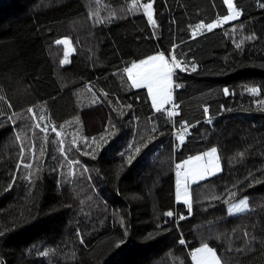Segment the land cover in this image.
I'll list each match as a JSON object with an SVG mask.
<instances>
[{"label": "trees", "instance_id": "obj_1", "mask_svg": "<svg viewBox=\"0 0 264 264\" xmlns=\"http://www.w3.org/2000/svg\"><path fill=\"white\" fill-rule=\"evenodd\" d=\"M233 3L237 18L193 36L224 0H0V264H193L202 243L221 264H264V0ZM156 52L187 68L162 112L124 72ZM36 106L72 148L51 129L27 167L18 130ZM213 147L220 171L189 186V212L174 168Z\"/></svg>", "mask_w": 264, "mask_h": 264}, {"label": "snow or ice", "instance_id": "obj_2", "mask_svg": "<svg viewBox=\"0 0 264 264\" xmlns=\"http://www.w3.org/2000/svg\"><path fill=\"white\" fill-rule=\"evenodd\" d=\"M133 3H136V0H133ZM224 3L227 5L229 10L228 15H223L216 20H213L210 23H198L195 27L197 29L207 28L209 31L218 27L222 22H227L232 19H235L239 16V12L235 10L233 0H224ZM144 10V15L147 17L148 23L154 25L155 21L153 19V4L144 3L140 5ZM264 7V4L261 5ZM195 32H193V36ZM57 44H63L66 47L65 57L68 56L67 46L70 41L68 38H62L56 41ZM236 47H240V43L236 44ZM173 50H175L176 45H172ZM66 59L61 60V64L66 63ZM179 69L180 71H187V68L183 63H181L175 55L172 59L169 60L166 58L165 52H156L154 55H148L144 59H140L138 62H133L130 67H125L124 72L127 74L128 80L131 82L133 88H146L148 96L151 99V106L156 112H162L163 106L168 104L172 98L171 87L173 85V77L175 71ZM192 71L196 70V65H191ZM180 84H175L176 88H179ZM224 94L228 95V89H223ZM247 91L251 94H256L258 89L255 87H250ZM261 103H264L262 101ZM32 111V109H29ZM205 114L208 113V108L204 109ZM169 119H171L176 113L174 111H168L167 113ZM59 135V133H57ZM104 143H107V140L104 137H101ZM182 142L184 137H179ZM100 147V145H97ZM95 151V149H94ZM139 147L136 148V152H139ZM217 149L215 147L211 148L209 151L204 152L200 155L190 156L187 160H184L182 164H177L176 168V200L180 201L183 199V203L189 206V212H191V205L189 200L188 186L191 182L197 180H203L206 176H212L215 172L220 170L219 161L216 157ZM207 157V159H205ZM95 158V157H93ZM132 157H129V162ZM73 163H78L74 161ZM244 206V207H241ZM246 198L240 200L239 205H232L228 208V213H233V208L236 212L244 211L246 208ZM166 216L172 217L173 212L167 211ZM183 219L184 217H180ZM83 243V240H81ZM119 243H123L120 241ZM180 243L183 244L184 240L181 239ZM192 259L195 264H220V260L217 258L214 250L208 246L206 243H202L199 248H196L192 252Z\"/></svg>", "mask_w": 264, "mask_h": 264}, {"label": "rangeland", "instance_id": "obj_3", "mask_svg": "<svg viewBox=\"0 0 264 264\" xmlns=\"http://www.w3.org/2000/svg\"><path fill=\"white\" fill-rule=\"evenodd\" d=\"M202 30H208V29L207 28L197 29L195 27L194 32H200ZM63 38H67V37H63ZM60 39H62V38H60ZM60 39H58V40H60ZM63 47H64V53H65L66 47H65V45H63ZM67 51H68V56L65 57V55H64L62 59H66V61L68 62L69 59H70V56H71V54L73 52V48H72L70 43L67 46ZM171 92H172V87H171ZM150 101H151V99H150ZM169 103H171V100H170ZM47 122H48L47 121V117H46V114H45L44 110L42 109V107L36 106L34 109H32V111L27 113V118L25 119V121H23V124L21 125L22 129L18 130V136H19L18 139H19V142L21 144V151H22V163L24 165H26L27 167H30L34 160L36 161L38 153H40V147H38V142L41 139H44V137L49 136V134H51V132H49V130H51L53 128H51L50 125ZM64 128L65 127L63 126V127L59 128L57 130H54V129L52 130V131H54L53 132L54 135L56 133V136H57V137L56 136L53 137L54 141L52 140V143L55 144L58 149H60V147L61 148L62 147L65 148V146H64L65 142L63 141L64 140L63 134L65 135V141L67 143V148L66 149H68V147L72 148V146L70 145L69 139H68L69 136L67 135L68 131H66ZM179 132L180 133L177 135L178 139H179L180 136L184 135V132H182V133H181V131H179ZM57 133H59V135H57ZM70 134L74 135L75 137H78V134L76 132H72V133L70 132ZM209 149H211V148H209ZM209 149H207V150H209ZM200 154L201 153H198V154H195V155H200ZM63 156L65 157V154ZM63 156L61 155L62 163L64 162V160L66 158V159H70L71 160V162H72L74 167L78 164V163H73L74 161H77L74 158V155H72L73 159L69 158L68 154H66L65 158ZM206 159H207V157H206ZM219 171L215 172L214 174L218 173ZM207 177H209V176H206V178ZM194 182H196V181H194ZM175 190H176V187H175ZM188 193H189V189H188ZM245 198H246L245 196L238 198L237 200L231 202L230 206L239 205L240 200L245 199ZM189 200H190V203H191L190 193H189ZM178 202H182L183 203V199H181ZM246 205H247V198H246ZM241 207H244V206H241ZM245 210H247V206H246ZM242 212H244V211H241L240 213H242ZM232 214H239V212H236L235 208H233V213Z\"/></svg>", "mask_w": 264, "mask_h": 264}, {"label": "crops", "instance_id": "obj_4", "mask_svg": "<svg viewBox=\"0 0 264 264\" xmlns=\"http://www.w3.org/2000/svg\"><path fill=\"white\" fill-rule=\"evenodd\" d=\"M166 58H167V56H166ZM131 66V64L129 65V66H127V67H130ZM126 74V73H125ZM126 76H127V74H126ZM127 79H128V77H127ZM129 81V80H128ZM129 83H130V85H131V82L129 81ZM142 88V87H141ZM210 150V149H209ZM209 150H206V151H209ZM206 151H204V152H206ZM204 152H201V154L202 153H204ZM194 156H196V155H194ZM216 157H217V159H218V161H219V157H218V153H216ZM188 159V158H187ZM187 159H185V160H187ZM205 159H206V157H205ZM217 174V173H216ZM214 175V174H213ZM208 178V177H207ZM204 179H206V177L204 178ZM203 179V180H204ZM175 181H176V174H175ZM200 181H202V180H198V181H196V182H191L190 184H189V186H191L192 184H194V183H197V182H200ZM189 186H188V188H189ZM175 187H176V185H175ZM176 191V190H175ZM230 204L231 203H228L227 205H226V207H227V211H228V208L230 207ZM245 211V210H244ZM240 213V212H239ZM229 214V213H228ZM229 215H233V214H229ZM200 247V246H199ZM198 247V248H199ZM217 255V254H216ZM217 258L220 260V258L217 256ZM191 259H192V257H191ZM192 263L193 264H195V262L193 261V259H192ZM220 264H221V261H220Z\"/></svg>", "mask_w": 264, "mask_h": 264}, {"label": "built area", "instance_id": "obj_5", "mask_svg": "<svg viewBox=\"0 0 264 264\" xmlns=\"http://www.w3.org/2000/svg\"><path fill=\"white\" fill-rule=\"evenodd\" d=\"M177 132H178V130H177V129H175V130L173 131V135H174V134H176Z\"/></svg>", "mask_w": 264, "mask_h": 264}, {"label": "bare ground", "instance_id": "obj_6", "mask_svg": "<svg viewBox=\"0 0 264 264\" xmlns=\"http://www.w3.org/2000/svg\"><path fill=\"white\" fill-rule=\"evenodd\" d=\"M175 170H178L177 168H176V166H175V168H174Z\"/></svg>", "mask_w": 264, "mask_h": 264}]
</instances>
